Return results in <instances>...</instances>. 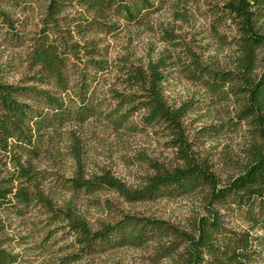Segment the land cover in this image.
<instances>
[{
  "label": "trees",
  "instance_id": "trees-1",
  "mask_svg": "<svg viewBox=\"0 0 264 264\" xmlns=\"http://www.w3.org/2000/svg\"><path fill=\"white\" fill-rule=\"evenodd\" d=\"M17 0H7V2ZM32 31L15 26L1 7L0 23L6 36L25 48L27 76L17 84L0 79V153L9 169L0 178V214L39 208L49 217L47 227L58 225L71 236L73 253L66 264L106 247H135L156 239L154 256L172 264H259L264 260V67L257 74L259 51H264V0H213L219 12L234 24L236 58L232 70L204 65L189 49L185 74L211 95L238 100L236 118L250 123L253 142L243 171L221 184L207 160L195 156L186 136L185 106H170L163 83L174 65L168 53L155 59L129 62L108 59L105 42L122 30V23L141 26L163 0H45ZM26 6L27 0H23ZM31 6V5H28ZM31 8V7H30ZM25 10V8H24ZM171 39V37H170ZM175 39V38H174ZM173 40V39H172ZM116 70L108 93L113 101L109 120L115 130L134 116L145 128L161 127L177 165L149 161L151 174L132 188L108 169L87 176L82 142L70 134L69 156L75 171L64 180L65 189L79 193L107 190L127 203L149 202L200 193L203 213L189 230L151 218L125 216L115 224L92 230L73 203L56 205L46 194L45 171L37 163L66 125L81 128L96 114L92 92L100 77ZM231 220L243 228L229 226ZM0 215V233L3 229ZM157 259V260H158ZM18 256L0 246V264H17Z\"/></svg>",
  "mask_w": 264,
  "mask_h": 264
},
{
  "label": "rangeland",
  "instance_id": "rangeland-1",
  "mask_svg": "<svg viewBox=\"0 0 264 264\" xmlns=\"http://www.w3.org/2000/svg\"><path fill=\"white\" fill-rule=\"evenodd\" d=\"M5 1L1 2V7L13 19L19 20L15 26L24 31L35 29L46 3L45 0H27L25 6L23 0ZM221 6L213 0H163L161 5L158 4V10L148 17L147 24L122 23L121 32L109 37L104 46L108 45V59L112 62L126 58L129 62L144 63L163 53L173 57L174 65L163 83L165 100L172 107H186L183 125L192 150L197 158L208 161L224 184L242 172L250 161L253 129L249 122L237 120V99L231 95H211L182 69L189 63L186 49L192 50L204 65L213 69L234 68L235 26L219 12ZM260 26L264 34V19ZM262 67L264 51H259L257 74ZM115 75L116 70L112 68L93 88L91 98L96 114L80 129L64 126L50 144L49 152L42 154L37 165L46 174L45 192L59 207L73 203L92 230L103 224H115L125 216L151 218L189 230L195 217L203 213L200 193L127 203L111 191L76 194L63 186L62 182L70 179L75 171L68 149L73 132L82 142L87 176L105 168L127 186L135 188L151 174L149 161L167 167L177 165L175 152L169 148L167 134L161 127L145 128L139 117L134 116L121 129L113 128L109 114L114 104L108 90L115 84ZM26 76L25 48L7 37L0 23V79L17 84ZM9 167L8 160L0 153V178ZM0 215L4 224L0 246L18 256L17 264H66V259L73 253V238L67 230H61L59 224L47 227L49 217L39 208ZM229 226L244 227L238 220H231ZM155 241L139 248L106 247L68 264H172L168 259L154 256ZM259 264H264V260Z\"/></svg>",
  "mask_w": 264,
  "mask_h": 264
}]
</instances>
